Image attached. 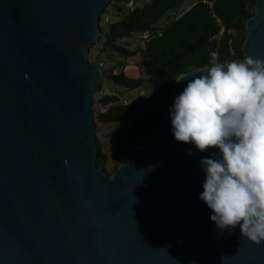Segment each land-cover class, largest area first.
I'll list each match as a JSON object with an SVG mask.
<instances>
[{
	"label": "water",
	"instance_id": "1",
	"mask_svg": "<svg viewBox=\"0 0 264 264\" xmlns=\"http://www.w3.org/2000/svg\"><path fill=\"white\" fill-rule=\"evenodd\" d=\"M111 3L0 0V264H264V242L219 230L199 199L200 161L218 149L176 141L170 122L156 149L98 168L89 56ZM243 52L264 59V0Z\"/></svg>",
	"mask_w": 264,
	"mask_h": 264
},
{
	"label": "trees",
	"instance_id": "2",
	"mask_svg": "<svg viewBox=\"0 0 264 264\" xmlns=\"http://www.w3.org/2000/svg\"><path fill=\"white\" fill-rule=\"evenodd\" d=\"M130 0H112V3L129 2ZM135 3L138 0H134ZM257 0H197L187 11L174 19L162 30V34L154 32L145 48L132 51L125 43L135 32L154 31L155 25L164 17L168 10H178L184 0H151L143 7L136 5L115 22H108L106 40L98 53L107 51L114 59L113 53L124 56L140 51L141 77L134 78L123 71L112 73L123 61L112 63L110 73L113 80L128 88H136L149 80L152 92L144 99L121 103V94L106 93L99 99V104L109 106L95 116L102 123L129 121L128 130L119 133L115 152L112 154L113 172L126 163L135 148L148 145L157 148L161 131L171 122L169 109L174 103L172 89L176 80L183 74L214 63H228L233 60L243 61L245 54L243 45L247 35V21L255 14ZM119 13L121 8L118 6ZM106 11V10H105ZM92 51V49H91ZM96 53V54H98ZM216 53V56L212 54ZM95 54V55H96ZM90 54L89 60L91 61ZM100 59L93 61L96 65ZM92 62V61H91ZM147 75V78L144 77ZM102 90V80L98 84ZM95 120V129L98 125ZM153 133L157 136L151 139ZM97 166L107 171L108 155L102 149L97 136ZM109 173V172H108Z\"/></svg>",
	"mask_w": 264,
	"mask_h": 264
},
{
	"label": "clouds",
	"instance_id": "3",
	"mask_svg": "<svg viewBox=\"0 0 264 264\" xmlns=\"http://www.w3.org/2000/svg\"><path fill=\"white\" fill-rule=\"evenodd\" d=\"M216 56V53L212 54ZM181 78L179 81L184 80ZM176 141L200 152L205 172L199 196L221 231L264 242V59L214 63L188 80L169 109ZM191 154V153H189Z\"/></svg>",
	"mask_w": 264,
	"mask_h": 264
},
{
	"label": "rangeland",
	"instance_id": "4",
	"mask_svg": "<svg viewBox=\"0 0 264 264\" xmlns=\"http://www.w3.org/2000/svg\"><path fill=\"white\" fill-rule=\"evenodd\" d=\"M195 0H184V3L182 6L175 10L179 13H184L187 11ZM197 1V0H196ZM151 2V0H138L136 2V5L139 7H143L146 3ZM118 6L121 8V13H119ZM130 11L129 6L126 2H119L115 5V3H111L106 11H104L101 16V30L102 34L98 42L91 45L90 50L96 51V53L99 52V49L104 45L106 40V33H107V27L108 23L105 20V15H107L112 22L118 21L120 19V15H125ZM172 13V10H168L165 14V16L162 18L164 20L168 16H170ZM127 42L130 45V48L132 51H136L140 48L142 37L139 32H135L130 38L127 39ZM97 55L100 59L106 60L109 63H113V58L110 57L109 52L104 51L101 53H98L94 56H92L90 59L91 61L97 60ZM113 56L116 58H121V60L124 62V65H117L116 68L120 70V72H124L126 75L134 78H140L141 77V68H140V61H141V52L138 51L136 54H132L129 56H124L119 52H114ZM102 89H105L108 93H119L121 96L125 97L129 100H139L144 99L146 96L151 94L152 92V85L150 84L149 80H146L143 82V84L136 88H128L122 84L116 83L113 78L109 77L107 74H103L102 76ZM101 90H96L94 93L95 98V104H94V114L95 111L99 112L100 104L99 99L102 96ZM95 120L98 119L95 116ZM130 122L126 121L123 123L118 122H109V123H102L100 121H97L98 129L96 132V135L100 138L102 143V149L104 153L108 155V162H107V171L112 174L113 173V163L111 161L112 154L115 152L116 149V143L119 139V133L123 131L125 126H127ZM157 134L153 133L151 136V139L154 140L156 138Z\"/></svg>",
	"mask_w": 264,
	"mask_h": 264
},
{
	"label": "built area",
	"instance_id": "5",
	"mask_svg": "<svg viewBox=\"0 0 264 264\" xmlns=\"http://www.w3.org/2000/svg\"><path fill=\"white\" fill-rule=\"evenodd\" d=\"M203 1H204V2H209V0H203ZM127 5L129 6V9H130V10H134L135 7H136V3H135L134 0H130L129 2H127ZM181 14H182V13H179V12H177V11H175V10H172V13H171L170 16H168V17L165 18L164 20L161 19V20L155 25V28H156V29H155L154 31L145 30V31H141V32H139V33L141 34V37H142V42H141L140 48H145V47L147 46V43H148V41L151 39V37H152V35L154 34V32H158L159 34H162V30H163V28H165L168 24H170L174 19L178 18ZM164 16H165V15H164ZM104 17H105V20H106L107 23H108V22H112V21L110 20V18H109L107 15H105ZM101 18H102V16H101ZM120 43L124 44L127 48H130V45L127 44V43H125V40H124V39L120 40ZM90 54H91L92 56H94V55L96 54V51H94V50L91 51V50H90ZM113 60H114L113 63H117V62H119V61H122L121 58H116V59H115V57H114ZM123 65H124V64H123ZM98 66H99L100 69H101V78H100V80H102V76H103V74L110 73L111 70L108 71V69H110L111 63H109V62L106 61V60H101V61L99 62V64H98ZM112 73H114V74L117 75V74L120 73V70H118L116 67H114V68L112 69ZM144 77L147 78V75H144ZM101 91H102V94H106V93H108V92H106L105 89H102ZM131 101H132V100L126 99L125 97L122 96L121 103H123V104H127V103H130ZM108 107H109V106H102V105H100V109H99V111H100V112H103V111H105ZM127 130H128V126H125V128L123 129V131L120 132V135H121V134H124L125 132H127Z\"/></svg>",
	"mask_w": 264,
	"mask_h": 264
},
{
	"label": "crops",
	"instance_id": "6",
	"mask_svg": "<svg viewBox=\"0 0 264 264\" xmlns=\"http://www.w3.org/2000/svg\"><path fill=\"white\" fill-rule=\"evenodd\" d=\"M195 2H196V0L194 1V3H195ZM194 3H193V4H194ZM193 4H192V5H193Z\"/></svg>",
	"mask_w": 264,
	"mask_h": 264
}]
</instances>
